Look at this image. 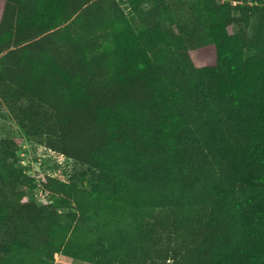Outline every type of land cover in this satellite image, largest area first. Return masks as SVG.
I'll use <instances>...</instances> for the list:
<instances>
[{
	"label": "trees",
	"instance_id": "trees-1",
	"mask_svg": "<svg viewBox=\"0 0 264 264\" xmlns=\"http://www.w3.org/2000/svg\"><path fill=\"white\" fill-rule=\"evenodd\" d=\"M0 1V97L93 170L39 203L0 137V264H264V0Z\"/></svg>",
	"mask_w": 264,
	"mask_h": 264
},
{
	"label": "rangeland",
	"instance_id": "rangeland-1",
	"mask_svg": "<svg viewBox=\"0 0 264 264\" xmlns=\"http://www.w3.org/2000/svg\"><path fill=\"white\" fill-rule=\"evenodd\" d=\"M126 1L118 0L121 6L127 10ZM173 7L179 10H184L189 15V20L197 13L199 5L204 0H170ZM189 3L194 4L193 12L190 10ZM4 3L0 1V10H2ZM172 27V23L165 22V27ZM173 28L180 31L179 27L174 24ZM189 27H187V30ZM186 36L190 39L191 36L195 38L193 27L190 31H185ZM0 137H14L17 139L16 146L19 163L25 167V173L35 177L38 181L36 187L28 189L29 198L43 203L45 200L53 201L55 197L51 196L49 192L42 189L39 185L40 179L44 174L53 175L66 181H72L77 177L82 179L84 173H93L87 165L80 163L59 151L51 149L44 141L43 138L35 135L28 134L19 123L13 112L9 109L5 101L0 97ZM56 259L62 264H96L81 259H74L60 254L56 255Z\"/></svg>",
	"mask_w": 264,
	"mask_h": 264
}]
</instances>
